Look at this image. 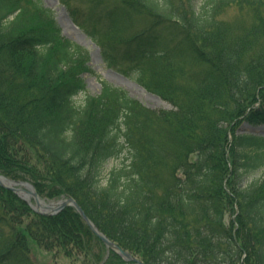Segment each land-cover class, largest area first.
<instances>
[{
    "label": "trees",
    "instance_id": "16d2710c",
    "mask_svg": "<svg viewBox=\"0 0 264 264\" xmlns=\"http://www.w3.org/2000/svg\"><path fill=\"white\" fill-rule=\"evenodd\" d=\"M95 1L104 7L83 13L71 0L74 19L175 108H151L102 77L89 92V52L54 11L0 0V172L46 198L73 196L146 264H264V170L252 176L264 137L239 131L264 123V0ZM233 6L252 27L227 33L221 16ZM133 11L150 21L119 50L113 35ZM30 241L127 263L74 206L39 214L0 185V264H35Z\"/></svg>",
    "mask_w": 264,
    "mask_h": 264
},
{
    "label": "rangeland",
    "instance_id": "374dc122",
    "mask_svg": "<svg viewBox=\"0 0 264 264\" xmlns=\"http://www.w3.org/2000/svg\"><path fill=\"white\" fill-rule=\"evenodd\" d=\"M47 6H49L55 14V19L58 22L62 34L83 46L87 47L91 52L90 65L95 71L94 73L83 72L81 74L85 83H87V90L91 93H99L101 90V77L107 79L111 83L126 88L129 93L140 99L145 105L156 108V109H171L172 104L160 96L148 90L145 86L140 84L138 81L125 75L120 70L110 67L103 59L101 48L98 43L89 35L86 30L80 26L74 19V14L72 13L71 0H67L66 3L63 0H42ZM111 3H115V0H110ZM74 4H77L83 8V13L86 9L97 5V8L101 10L104 7L103 4H98L95 0H73ZM132 16V17H131ZM223 20H226V31L231 33L236 31L237 27L240 28H250L252 27L254 16L247 11L240 9L237 6L228 8L221 16ZM150 21L147 15H142L136 12H131L129 16L126 17L127 30L126 34L130 35L134 31L144 27ZM236 27H232V26ZM124 33V32H123ZM121 33L120 35H122ZM86 43V44H85ZM100 76V77H99ZM82 97L79 95L78 98ZM240 133L254 134L264 137V123L260 124H249L243 123L239 127ZM116 162V161H115ZM111 159L107 164L106 168H109L113 163ZM264 168L257 170L252 176L261 177L263 175ZM251 179V178H250ZM63 197L59 196L56 198H48L47 201L59 200ZM231 214H228L227 221L230 220ZM29 254L31 259L35 264H92L91 259L88 258L84 253L78 250H73V254L68 255L62 247H56L53 250L46 249L37 243L29 242ZM106 258V257H105ZM101 264H104L101 263ZM110 264H113L110 261ZM129 264V263H126Z\"/></svg>",
    "mask_w": 264,
    "mask_h": 264
},
{
    "label": "water",
    "instance_id": "95a60500",
    "mask_svg": "<svg viewBox=\"0 0 264 264\" xmlns=\"http://www.w3.org/2000/svg\"><path fill=\"white\" fill-rule=\"evenodd\" d=\"M0 185L8 189L13 190L19 194L23 199L28 201L32 207L39 213L46 215H54L61 212L69 205L74 206L81 214L86 223L91 227L95 234L106 244L110 249H113L120 254L125 260L131 262V264H145L139 257L133 255L130 251L124 249L118 243L110 239L104 232H102L96 224L90 219L85 212L84 208L78 203V201L72 197L67 196L57 201L46 202L39 193L35 185L26 180H15L0 173ZM35 201V203L32 202Z\"/></svg>",
    "mask_w": 264,
    "mask_h": 264
},
{
    "label": "bare ground",
    "instance_id": "6f19581e",
    "mask_svg": "<svg viewBox=\"0 0 264 264\" xmlns=\"http://www.w3.org/2000/svg\"><path fill=\"white\" fill-rule=\"evenodd\" d=\"M87 32V31H86ZM88 33V32H87ZM90 35V34H89ZM132 35H128V34H126V33H123L122 35H120V34H117V33H115L114 35H113V41L114 42H116V40H118V48H119V50H123V49H127V48H129V47H131L132 46V42H131V37ZM92 37V36H91ZM93 38V37H92ZM94 39V38H93ZM97 43H98V45L100 46V48H101V52H102V56H103V59L105 60V62L110 66V67H114V68H116V67H119V66H121L120 64H121V62H120V58H118L117 56H111L112 54H113V51L114 50H112V49H109V48H107V49H104V48H102V44L100 43V41L99 40H96V39H94ZM86 44V43H85ZM87 50H88V52H89V55H90V60H91V52H90V50L87 48V47H85ZM114 52H116V51H114ZM117 69V68H116ZM89 73H91V72H89ZM123 73V72H122ZM125 75H128L129 77H132L133 79H135L132 75H130V74H128V73H124ZM136 80V79H135ZM137 81V80H136ZM141 84V83H140ZM86 86H87V83H86ZM126 89V88H125ZM158 96H160L159 94H158ZM161 97V96H160ZM162 99H164L163 97H161ZM164 100H166V101H168V102H170L169 100H167V99H164ZM171 103V102H170ZM172 104V103H171ZM172 107L173 108H175V106L172 104ZM46 201V200H45ZM47 202V201H46ZM242 257H245V255H243Z\"/></svg>",
    "mask_w": 264,
    "mask_h": 264
}]
</instances>
